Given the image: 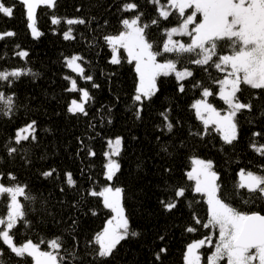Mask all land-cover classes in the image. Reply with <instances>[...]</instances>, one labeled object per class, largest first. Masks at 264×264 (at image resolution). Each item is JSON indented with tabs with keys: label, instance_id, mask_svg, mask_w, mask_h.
<instances>
[{
	"label": "trees",
	"instance_id": "obj_1",
	"mask_svg": "<svg viewBox=\"0 0 264 264\" xmlns=\"http://www.w3.org/2000/svg\"><path fill=\"white\" fill-rule=\"evenodd\" d=\"M3 3L15 7L12 17L0 14V33L13 31L16 35L0 41V70L23 68L36 74L22 75L11 87L0 82V91L15 93L11 116L0 113V173L3 174L0 182L5 186L27 185V190L35 197L33 202L21 198L26 205L29 224L17 225L14 230L17 244L60 237L61 254L77 251L79 264H184L187 245L206 236L214 241L216 232L215 228L196 224L193 218L196 215L203 222L208 219L204 197L193 191L194 182L187 178L194 158L213 162L220 177L218 183L230 194L238 210L264 215V199L253 198L246 189L235 188L240 169L264 175V155L250 147L254 142L257 147L264 145V90L242 85L238 96L241 102L251 101L252 109L238 113V139L233 144H225L216 131L203 138L190 135V131H204L192 107L196 99L202 98L204 87L214 93L208 97V102L221 112L226 111L228 106L219 98L216 83L225 72L211 64L186 63L188 59H195L186 55V66L193 75L181 81H177L174 74L157 77L158 91L151 100L141 104L133 101L137 74L134 62L129 63L123 48L119 49L121 63H110L112 51L104 37L123 31L121 20L141 12L144 14L142 22L151 25L158 13L156 5L149 0H56L54 8L41 5L37 8L36 28L42 35L36 38L27 26L26 8L20 0H3ZM125 3H135L138 7L123 11ZM53 15L60 18L59 24H52ZM67 19H84L85 23L68 25ZM180 21L176 13L168 20L161 18L159 24L146 30L157 49L163 48L165 30ZM69 28L72 38L66 40L64 33ZM173 39L189 41L188 36H174ZM220 43V55L232 53L228 42ZM19 51H26L28 56L20 58L16 55ZM71 54L83 58L79 62L85 75L93 77L92 81L81 79L66 66L65 58ZM175 58V54L165 53L157 60ZM180 67L178 65V69ZM66 76L70 79H65ZM72 79L92 97L85 105L86 116L67 110L71 101L80 100L81 95L79 91H68ZM93 83L99 87H92ZM181 84L183 92L179 90ZM197 84L201 86L195 87ZM137 108L142 109L140 119L136 118ZM166 111L174 125L171 132L161 116ZM33 120L36 121L37 139L16 145L17 130ZM254 133L260 135L254 136ZM116 137L122 141L120 155L116 157L120 171L111 183L123 189L124 214L130 230L138 235L121 241L112 256L101 259L95 256L98 245L92 241L102 231L110 209L104 207L102 197L91 196L89 192L99 191L108 183L105 153L109 149L108 142ZM7 147H16L18 151L9 157ZM163 147L167 148L166 152ZM89 150L95 155H90ZM52 169H56L52 176L43 175ZM68 172L76 181L75 187L70 188L66 183ZM8 173L14 174L16 180H10ZM175 187L187 190L184 197L179 198L177 207L168 211L161 201L167 203L174 199ZM237 191L239 195L235 194ZM8 203L7 194L0 196V216L7 213ZM188 227L196 231L188 232ZM211 245L199 249L203 259L207 246ZM40 248L50 250L47 243ZM162 248L166 251L160 253ZM0 250L2 264L33 262L28 256L16 257L2 241ZM157 253H160L159 260ZM219 264H225L224 260Z\"/></svg>",
	"mask_w": 264,
	"mask_h": 264
},
{
	"label": "snow or ice",
	"instance_id": "obj_2",
	"mask_svg": "<svg viewBox=\"0 0 264 264\" xmlns=\"http://www.w3.org/2000/svg\"><path fill=\"white\" fill-rule=\"evenodd\" d=\"M26 8L28 28L31 29L34 38L42 35L37 31L36 19L37 8L46 5L48 8H54L56 0H20ZM156 5L158 18L151 20V25L159 24L160 19L168 18L178 13L181 22L178 26L165 30L167 39L163 44L162 50L156 48L151 37L146 31L151 25L142 22L143 13L134 15L131 19H122L121 24L124 30L115 35H106V43L111 47V64L121 63V57L118 54V48H123L127 52L129 63L135 61V72L138 75V84L133 95V101L143 104L145 100L151 98L158 91L157 77L169 76L174 74L177 81L184 80L193 75L188 69L186 63L199 66L213 65L217 70L226 72L223 79L216 81L219 87V98L228 106L224 114L218 111L210 102L208 97L214 93L209 88L204 87L201 93V99L196 100L192 107L196 111V117L202 121L204 126L203 133L191 132L190 135L203 138L209 135L211 131L220 134L225 144L231 145L238 139V113L247 109L251 111V101L241 102L238 93L242 92V85L250 86L252 89L264 90V0H149ZM13 6H5L3 0H0V14L12 17ZM138 7L135 3H125L122 6L123 11H132ZM186 9H194L191 14H186ZM197 14L202 16V20L196 22ZM52 24L61 22L60 18L53 15ZM68 25L84 24V19H67ZM191 29L189 25H193ZM13 31L0 33V41L6 37H14ZM173 36H188L190 43H184L174 40ZM72 38V29L64 33V39ZM220 42H228L232 53L229 55H220ZM19 48V45H17ZM165 53L175 54V59H165L158 62L157 58ZM20 58L28 56L26 51L16 53ZM194 56L195 59H188L185 63V56ZM217 59L214 60L213 58ZM82 57L72 56L66 58L69 68L86 81H92L91 75H85L84 68L77 63ZM178 65L181 67L178 69ZM230 69V71L228 70ZM36 75L31 69L17 68L13 70H0V82L6 83L11 87L14 81L22 75ZM65 79H70L65 77ZM200 87L201 85H194ZM92 87H99L93 83ZM181 92L184 91V85H180ZM68 91L80 92V102L73 99L68 107V112L72 114L81 113L88 115L85 110L86 103L92 99L89 91L85 88H78L77 81L71 80V87ZM15 93L6 94L0 91V113L10 117L15 107ZM142 109L137 108L136 118L140 119ZM161 116L166 121L165 127L169 132L173 130V123L169 121L168 114L162 112ZM111 123V120H109ZM214 125V128H210ZM36 121H31L26 126L17 130L14 143L20 145L22 141L37 139ZM259 136L260 133H254ZM159 139V137L157 138ZM111 152H106L108 162L105 165V179L111 182L120 171V164L116 159L121 152V138L117 137L114 141H109ZM258 154L264 155V145L257 147L256 143L250 145ZM163 151H167L163 147ZM16 147H7L9 157L17 153ZM90 155H95L89 150ZM28 161H26L27 163ZM197 167H194L187 173L189 180L195 181L193 191L206 197L208 205L207 222L201 221L194 215L196 224L204 228H216L219 232V239L215 242V250L207 257V264H219L223 259H227V264H264V215L260 212H244L238 210L231 202L230 194H226L222 185L218 183L220 177L213 168L211 160L205 161L195 159L193 161ZM56 169L45 171L43 175L50 177ZM0 173V177H2ZM66 175V183L72 188L76 186V181L72 178L71 172ZM239 181L235 185L237 190L246 189L253 198L264 199V175L254 173L250 170L240 169ZM8 178L15 181L16 177L8 173ZM185 187H175V198L170 202L161 201L166 210L171 211L177 207L179 198L184 197ZM63 191V188L61 189ZM123 189L114 187L111 184L103 187L99 191L91 190L89 195L103 198L104 207L111 209L113 217L107 222L101 233H98L92 243L98 245L94 254L96 257L106 259L113 255L117 246L129 236L138 235L129 228V222L124 214V208L121 203ZM7 194L9 203L7 205L6 216H0V241L15 254L16 257H31L34 264H79V253L75 250L67 251L66 255L61 254L63 242L60 237L48 241L33 242L27 240L22 244H17L14 240L15 229L19 223L28 226L26 219V205L21 202H33L35 197L27 190V185L12 184L5 186L0 182V196ZM239 195V191L235 193ZM95 215V212H93ZM75 223V222H74ZM188 232H194V227H188ZM163 239V237H161ZM47 243L48 251H42L40 245ZM213 243L211 236L195 240L187 245L184 254V264H200L199 249L205 245ZM166 249H160V253ZM160 253H157L156 259H160ZM0 255H3L0 250ZM2 264V262H0Z\"/></svg>",
	"mask_w": 264,
	"mask_h": 264
},
{
	"label": "rangeland",
	"instance_id": "obj_3",
	"mask_svg": "<svg viewBox=\"0 0 264 264\" xmlns=\"http://www.w3.org/2000/svg\"><path fill=\"white\" fill-rule=\"evenodd\" d=\"M192 11H194V9H186V14H191V12ZM129 19H131V18H129ZM199 20H202V16L200 15V14H197V18H196V22H199ZM181 22V21H180ZM179 22V23H180ZM179 23L178 24H175V25H173V26H171V27H169L168 29H170V28H172V27H176V26H178L179 25ZM192 27H194V24L193 25H189V28L191 29ZM117 34H119V33H117ZM115 35V34H114ZM173 38H174V36H173ZM166 39H167V36H166ZM191 42V40H190V37H189V41H188V43H190ZM119 49L120 48H118V54H119ZM125 53H126V55H127V52L125 51ZM77 56L76 54H71V55H69V56H67L66 58H71L72 56ZM226 55H229V54H226ZM111 57H112V55H111ZM128 57V56H127ZM66 58H65V63H66V66L68 67V65H67V62H66ZM134 62V67H135V61H133ZM77 63H79V64H81L80 62H79V60L77 61ZM69 68V67H68ZM71 69V68H70ZM72 70V69H71ZM229 71H230V69H228ZM137 74V73H136ZM226 72H225V74H224V76H222V78L221 79H223L225 76H226ZM137 84H138V75H137ZM219 85H218V93H219ZM199 99H201V98H198V99H196V100H199ZM195 100V101H196ZM195 101H194V103H195ZM72 102V101H71ZM77 102H80V100H77ZM70 105H71V103H70ZM213 105V104H212ZM214 106V105H213ZM215 107V106H214ZM216 108V107H215ZM217 109V108H216ZM218 111H220L219 109H217ZM227 110V109H226ZM196 112V111H195ZM225 112V111H224ZM224 112H221V114L223 115L224 114ZM26 126V125H25ZM117 138V137H116ZM116 138H113V139H111V141H114ZM106 152H111V148L109 147V149L106 151ZM112 159H116L117 160V158L116 157H111ZM195 159H202V158H194L193 160H192V165H191V168L189 169V171H191L194 167H197V165H195L194 163H193V161L195 160ZM202 160H205V161H208V160H206V159H202ZM108 162V157H106V163ZM188 171V172H189ZM105 172H106V169H105ZM254 172V171H253ZM254 173H257V172H254ZM257 174H259V173H257ZM193 182H194V187H195V181L193 180ZM109 184H111L112 185V183L111 182H109L108 181V183H106L103 187H105V186H107V185H109ZM112 186H114V185H112ZM102 187V188H103ZM114 187H118V186H114ZM101 188V189H102ZM100 189V190H101ZM204 199H205V201H206V197H204ZM121 203H122V201H121ZM207 208H208V205H207ZM7 214V213H6ZM6 214L4 215V216H6ZM113 215H114V213L111 211V209H110V216H109V218L106 220V222H105V225H104V227H103V229L105 228V226H106V224H107V222L113 217ZM103 229H102V231H103ZM216 229V228H215ZM101 231V232H102ZM100 232V233H101ZM200 239H203V238H200ZM200 239H195V240H200ZM219 239V232H218V229H216V232H215V240L213 241V243H212V245L211 246H207L208 247V251H206L205 252V258L203 259V252L202 251H200L199 250V254H200V257H201V259H200V264H207V257L209 256V255H211V253L215 250V242L217 241ZM195 240H193V241H195ZM193 241H191L190 243H192ZM26 242V241H25ZM24 243V242H23ZM22 244V243H21ZM187 249V248H186ZM224 260V263L225 264H227V259L225 258V259H223ZM32 264H34V261L32 262Z\"/></svg>",
	"mask_w": 264,
	"mask_h": 264
}]
</instances>
